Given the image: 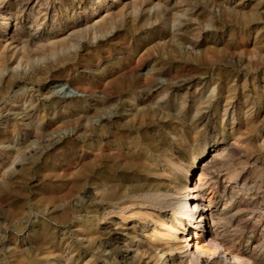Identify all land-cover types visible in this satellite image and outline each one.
Masks as SVG:
<instances>
[{"label":"rangeland","instance_id":"1","mask_svg":"<svg viewBox=\"0 0 264 264\" xmlns=\"http://www.w3.org/2000/svg\"><path fill=\"white\" fill-rule=\"evenodd\" d=\"M49 2L65 20V8L100 16L110 0ZM121 2L97 36L0 65V264H188L197 213L183 200L193 205L186 185L199 177L198 210L209 198L224 214L221 240L264 264V0ZM50 20L38 30L30 20L26 34L51 35ZM75 80L86 95L63 85ZM11 103L40 116L14 119Z\"/></svg>","mask_w":264,"mask_h":264},{"label":"bare ground","instance_id":"2","mask_svg":"<svg viewBox=\"0 0 264 264\" xmlns=\"http://www.w3.org/2000/svg\"><path fill=\"white\" fill-rule=\"evenodd\" d=\"M33 1L34 0H17L16 1V10L13 11V9L10 6V0H0V55H3V56L7 57L6 64H0L1 67H8L9 65L13 66L14 64H16L13 67V69H17L18 66H21L20 65V60H21L20 58H22V57H19L20 56L19 53H22L25 50H28V51H32V50H36L37 51V50H40V49L42 50L45 47L47 48V47L53 45L54 43L61 42V41H64V40H68V39H70L73 42L74 39L76 38L80 42V39L78 37L83 35V34L85 35V33L90 32V31L93 32L94 36L95 35L97 36V33H96L97 32V26L100 25V24L101 25L105 24L106 21H108L107 20L108 18L117 16L116 13L111 9V6L117 5L121 1H125V0H110L105 13L103 15H100V16H97V13H98V11H100V9L93 10L92 15H90V16H83L82 17L83 12L76 11V12L70 13V12H68L67 8H65V10L63 12H61L62 15L63 14L65 16L68 15V19H65V20H61L62 16H60V17L57 16L56 9H55V4H53L55 2L50 3L49 0H44L43 2H42V0H35L34 3L36 2L40 9L37 12L33 13V6L31 7V3ZM56 3H58L59 7H61V9H63V5L65 4L64 0H56ZM128 4H129V2L127 1V2L124 3L123 6H128ZM84 7H85V5L81 6V8H84ZM141 7H142V5H141ZM120 11L123 14V11L122 10H120ZM121 12L118 15V16H120V18H121ZM154 16H155V14H154ZM49 17L51 18L50 21H51V24H52L51 25V30H50V32H52L51 35L45 37V34H44V36H42L41 34H37L36 38H31L30 36H28L26 34L25 29L29 27L28 25H29L30 20L32 21L31 23L33 24V27L36 26V30H38L43 25L46 24L45 21ZM12 20L17 21L16 24H13ZM18 24H20V26H18ZM106 25H103V28L106 27ZM13 27H14V30H13ZM2 28H4V30H5L4 32H2ZM98 28L101 29L100 27H98ZM112 28H114V27L111 26V28L108 31L106 30V33L104 32L103 34L99 35L98 39L103 38V37L105 39L106 36H108L111 33V31H112L111 29ZM63 34H64V36L59 37L60 35H63ZM81 40H83V39H81ZM78 41H76V42H78ZM69 43H70V41H69ZM1 61H3V60H1ZM9 68H7V69L5 68L2 71V73L4 74L6 72V75H7L9 71L13 72ZM36 68H37V66H35L33 64L31 66V71L33 72V70H36ZM130 72H131V70H130ZM13 76H14V74L10 73L9 78H12ZM58 81L62 82L61 80H58ZM75 81H74V83L68 81V82L63 83V85H67V88H72V91L75 93V96L76 95L78 97L83 96L85 94V92H86V91H84V89L87 87V85L84 86L83 82H78L77 83V81H76V83H75ZM54 82L55 81L49 82V85H52V83H54ZM9 84H12V82L9 83ZM9 84H8V86H9ZM74 84H77V85L79 84L80 86L83 87V89H80L78 86H75ZM153 92H154V90L149 91L148 93L151 95ZM14 96L16 97V100H14V101L17 102V100L19 98H17L18 97L17 95H14ZM5 112L6 113L10 112L12 115H14L15 116L14 119H16V116L20 115V119L21 120L22 119L23 120H26V119L28 120V119H30L32 117L40 116V115H38L36 110H33L32 108L28 109L27 107H24L22 104H16V103H11L9 105V107L6 108ZM1 115H2V113H0V116ZM17 120H14V121H17ZM205 183L206 182L204 181V179L199 177L197 180L194 181V183L192 185L191 184L186 185V188L188 189V192H189L188 194H191V198L190 199H192V201L194 203L191 206V204H189V198H186L185 200H183V203H184L183 205L185 207H187V208H189V207L191 208V210H192V219L195 217V214L197 213L196 218H195V222L193 223V224H195V226L192 228L194 230H192L189 233V237H188V239H190V234H193V237L191 238V240H193V238H194V244H195V251H192L190 253L191 254V259L189 260L188 264H198V262H200L199 261L200 260V255L199 254H207V255L218 254L219 255L218 258L223 260L225 264H245L244 261H243L245 256L243 254H245L246 252L243 251V250H239V249L233 250L231 245H228L229 243L227 244V242L225 240H221V236L224 234L225 228L221 224L220 220H222L224 218V214L222 215L220 212H217L216 210L213 209V207L211 206V201H210L209 198L206 200V203L204 205H202L204 207L200 208L198 210V208L200 206L199 202L201 201V199L206 198L207 195H208V193L205 192V189H202L203 188L202 186ZM194 193H195V195L193 196ZM146 194H147V196H149L148 193H146ZM86 196H87V194H86ZM145 204H147V203H145ZM158 206H161V205H158ZM207 224H208V229H207ZM196 227H201V229L203 231H205V233L203 235V239H199V233L200 232L198 230H196ZM213 228H214V231H213ZM155 231H157V230H155ZM220 232H221V234H219ZM157 233L155 235H157ZM216 233H218V234H216ZM163 235H165V234H163ZM163 235H161V236H163ZM90 236H86V237L89 238ZM159 236H160V233H159ZM93 237H94V235H93ZM93 237L91 236V238H93ZM97 237H101V235L97 236ZM88 238H86V239L88 240ZM160 238H162V237H160ZM204 240H205V242H204ZM103 244L106 247L110 248V249H124L123 250L124 252L125 251H130L128 249L129 246L126 245V243L123 241V239L122 240H118L116 238H113V239L105 238L104 241H103ZM233 246H235V245H233ZM148 248H150V247H148ZM151 248H153L155 250L154 247H151ZM144 249L145 248H143V250ZM152 252H153V250H152ZM155 252H157L158 255H159L158 256V260L159 259L161 260L162 256L165 254V252H167V250L165 251L163 249H157ZM53 253L54 252L50 253L51 255L50 254L49 255L53 256ZM136 254H138V253L135 251L134 255H131L130 257L135 256ZM141 255L144 256V253L141 254ZM138 257H140V256H138ZM163 259H165V257ZM205 261H203V262H205ZM155 263H157V262H155ZM261 263H263V262H261ZM261 263L259 262L258 264H261ZM170 264H173V263H170Z\"/></svg>","mask_w":264,"mask_h":264}]
</instances>
